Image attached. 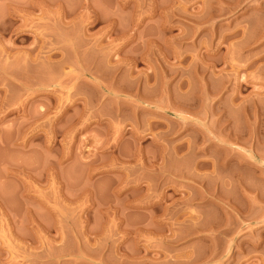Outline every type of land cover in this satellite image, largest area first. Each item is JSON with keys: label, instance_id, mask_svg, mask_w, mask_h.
Segmentation results:
<instances>
[{"label": "rangeland", "instance_id": "374dc122", "mask_svg": "<svg viewBox=\"0 0 264 264\" xmlns=\"http://www.w3.org/2000/svg\"><path fill=\"white\" fill-rule=\"evenodd\" d=\"M0 264H264V0H0Z\"/></svg>", "mask_w": 264, "mask_h": 264}]
</instances>
